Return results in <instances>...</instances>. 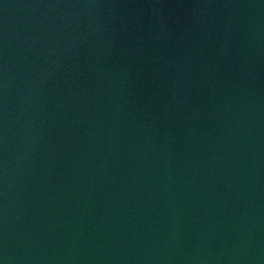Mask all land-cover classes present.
<instances>
[{"label":"water","instance_id":"water-1","mask_svg":"<svg viewBox=\"0 0 264 264\" xmlns=\"http://www.w3.org/2000/svg\"><path fill=\"white\" fill-rule=\"evenodd\" d=\"M0 264H264V0H0Z\"/></svg>","mask_w":264,"mask_h":264}]
</instances>
